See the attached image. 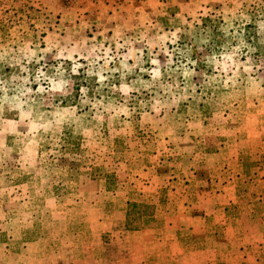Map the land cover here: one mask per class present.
I'll return each mask as SVG.
<instances>
[{"label":"rangeland","instance_id":"374dc122","mask_svg":"<svg viewBox=\"0 0 264 264\" xmlns=\"http://www.w3.org/2000/svg\"><path fill=\"white\" fill-rule=\"evenodd\" d=\"M262 114L264 0H0V201L33 211L27 239L62 219L89 245V180L114 192L125 163L186 164ZM154 214L130 194L121 224Z\"/></svg>","mask_w":264,"mask_h":264},{"label":"crops","instance_id":"0c3cea01","mask_svg":"<svg viewBox=\"0 0 264 264\" xmlns=\"http://www.w3.org/2000/svg\"><path fill=\"white\" fill-rule=\"evenodd\" d=\"M260 117L246 126V139L231 123L219 129L218 146L195 141L186 164L133 169L125 163L130 182L123 178L114 192L102 178L89 180L71 201L88 216L89 245L76 230L70 236L62 219L42 222L41 232L27 239L33 211L4 208L0 201V264H264ZM249 161L252 167L245 166ZM130 194L154 206L159 225L123 228Z\"/></svg>","mask_w":264,"mask_h":264}]
</instances>
